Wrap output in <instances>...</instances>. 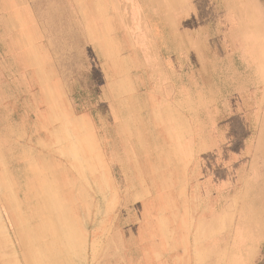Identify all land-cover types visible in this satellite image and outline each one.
I'll list each match as a JSON object with an SVG mask.
<instances>
[{
    "label": "rangeland",
    "instance_id": "1",
    "mask_svg": "<svg viewBox=\"0 0 264 264\" xmlns=\"http://www.w3.org/2000/svg\"><path fill=\"white\" fill-rule=\"evenodd\" d=\"M263 123L264 0H0V264H264Z\"/></svg>",
    "mask_w": 264,
    "mask_h": 264
},
{
    "label": "bare ground",
    "instance_id": "2",
    "mask_svg": "<svg viewBox=\"0 0 264 264\" xmlns=\"http://www.w3.org/2000/svg\"><path fill=\"white\" fill-rule=\"evenodd\" d=\"M34 185L35 188L32 190V192L35 194V213L31 215L30 219H27L28 224L26 225V232L28 233L27 236H23L22 240L20 241V245L22 250L29 251V253L25 256V261L27 264H54V261H56L55 257L62 259L61 253H57L58 245L63 242L65 230L64 228L51 229L49 227V218H51L50 214L53 212L52 207L54 208L56 206H51L48 203L43 206L41 200L43 194L51 192L52 190H57L61 196L59 204L61 205L62 202L63 206H61L68 209V203L74 205V201L69 196V194L64 195L63 192L65 191V187L67 185L70 186V184H65L59 180V182H57V186L48 185L45 181L35 183ZM25 198L27 202L31 200L30 197H28V199L27 196H25ZM92 253L93 252H91V255Z\"/></svg>",
    "mask_w": 264,
    "mask_h": 264
},
{
    "label": "crops",
    "instance_id": "3",
    "mask_svg": "<svg viewBox=\"0 0 264 264\" xmlns=\"http://www.w3.org/2000/svg\"><path fill=\"white\" fill-rule=\"evenodd\" d=\"M260 130L259 132H258V136H256V139L254 140V142L252 143L253 144V147H256L257 145L259 146L260 145V143H261V137L264 135V123H263V125H261L260 127H257V130ZM262 133H263V135H262ZM258 141V142H257ZM257 146V147H258ZM257 147H256V149H257ZM255 150V149H254ZM256 156H257V162H256V165H254L255 167L252 169V170H250V175H254L255 177H256V180L257 181H252V184L251 185H248L247 184V186H246V192H245V196H246V198H243L244 199V202H243V209L245 210V208H246V210H245V212H247V210L249 209H247V206H246V204H248V203H246L247 201H248V194H249V192L247 191V188H248V186H249V191L251 190V189H257V190H259L260 189V187L258 186L259 184H261L263 181H264V172H262V170H261V167H262V164L264 163L263 162V160H262V158H261V156H259V152L258 153H256ZM254 182H257L255 185H254ZM256 186H258V188H256ZM256 192V191H255ZM245 200H246V202H245ZM248 202H250V201H248ZM251 208V207H250ZM244 212V216L243 217H245V215H247L246 213ZM244 220H247V219H244ZM215 221H216V223H218V218L216 217V219H215ZM248 222V221H247ZM240 228H241V226H240ZM242 237L243 236H241L240 235V232H239V237H238V240H242ZM240 257H241V255H240ZM215 264H218V261L215 263ZM246 264V263H245Z\"/></svg>",
    "mask_w": 264,
    "mask_h": 264
}]
</instances>
